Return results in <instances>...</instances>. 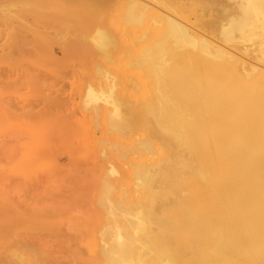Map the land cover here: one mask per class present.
<instances>
[{"label": "bare ground", "instance_id": "1", "mask_svg": "<svg viewBox=\"0 0 264 264\" xmlns=\"http://www.w3.org/2000/svg\"><path fill=\"white\" fill-rule=\"evenodd\" d=\"M190 1L167 3L182 18L153 12L132 116L113 87L87 88V109L104 103L111 130L133 132L134 182L114 199L117 170L104 175L79 264H264V0ZM148 9L131 0L129 21ZM41 253L0 246V264H54Z\"/></svg>", "mask_w": 264, "mask_h": 264}, {"label": "rangeland", "instance_id": "2", "mask_svg": "<svg viewBox=\"0 0 264 264\" xmlns=\"http://www.w3.org/2000/svg\"><path fill=\"white\" fill-rule=\"evenodd\" d=\"M137 1L150 9L133 25L131 0H0V246L79 264L104 222L97 197L111 167L114 199L132 200L134 134L112 131L109 107L83 99L113 87L132 116L130 63L158 39L155 11L182 18L168 1L192 3Z\"/></svg>", "mask_w": 264, "mask_h": 264}]
</instances>
